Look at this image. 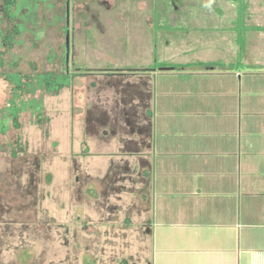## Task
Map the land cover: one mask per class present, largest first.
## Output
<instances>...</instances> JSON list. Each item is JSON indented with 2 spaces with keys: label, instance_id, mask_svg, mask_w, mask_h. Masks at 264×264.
Here are the masks:
<instances>
[{
  "label": "crops",
  "instance_id": "crops-1",
  "mask_svg": "<svg viewBox=\"0 0 264 264\" xmlns=\"http://www.w3.org/2000/svg\"><path fill=\"white\" fill-rule=\"evenodd\" d=\"M249 20H242L253 29H244L241 46L209 41L222 48L213 60L221 64L186 61L175 81L166 73L174 68L158 73L150 66L89 74L94 80L81 117H73V145L89 155V177L109 183L116 171L120 189L107 201L115 195L129 202L130 212L121 204L117 212L134 232L147 223L132 242L138 264H264V24ZM1 150L4 170L14 164L19 175L14 183L0 174V229L20 235L22 144L9 141ZM5 192L19 207L13 230ZM97 202L92 194L88 204Z\"/></svg>",
  "mask_w": 264,
  "mask_h": 264
},
{
  "label": "rangeland",
  "instance_id": "rangeland-1",
  "mask_svg": "<svg viewBox=\"0 0 264 264\" xmlns=\"http://www.w3.org/2000/svg\"><path fill=\"white\" fill-rule=\"evenodd\" d=\"M243 2L244 18L250 19L248 23L264 24V0ZM56 6L63 18L54 22L53 13L46 12L45 21L39 24L42 31L37 45L31 46V37L25 39L21 48L23 68L30 70L34 64L38 70H58L67 64L68 72L83 75L72 77L70 87L64 86L53 94L37 92L36 97L42 96L41 116L22 112L20 127L11 128L6 134L0 133V149L9 141L15 146L21 142L25 161L23 168H28V172L25 170L22 175L29 179L28 194L33 198L32 207L37 211L38 222L32 223L41 228L37 233L39 230L33 227L23 237H26L25 243L34 255L41 249L45 250L46 260L41 264H52L48 260L57 249V241L51 240L56 236L57 224L62 233L64 227H69L81 231L78 237H92L94 256L105 259L115 254L130 257L133 255L132 242L142 237L144 231L137 235L133 223V226L124 228L131 224L125 222L123 213L102 210L99 196L98 202L92 206L79 205L68 193V184H73L76 176L82 179L90 173L89 155L78 152L73 145V117H81L84 98L89 94L88 84L94 80V75L89 74L121 73L129 68L151 65H155L159 73L160 67L176 66L173 72L166 71L175 81L178 74H174L178 73L179 64L192 61L200 66H210L214 59L222 56V48H212V44L217 42L224 47L228 40L233 39L241 46L246 40V28L233 25L237 7L235 0H57ZM65 27L69 38L67 63L64 64L59 60L65 55ZM247 28L253 29L252 26ZM188 46H193V51L187 50ZM51 52L55 58L49 63L46 56ZM87 75L90 77H80ZM10 95L11 85L0 76V109L7 105ZM77 97L80 99L78 104ZM3 165L0 164V174L6 172L15 183L19 171L14 164L11 165L12 170H4ZM95 172L99 174V170ZM46 177L50 180L39 181ZM109 203H119L125 209L129 208V212L131 210L129 202H123L115 195L110 197ZM84 223L91 225V236L84 234ZM19 236L15 232L10 241L18 244ZM58 252L63 257L65 249L59 247Z\"/></svg>",
  "mask_w": 264,
  "mask_h": 264
},
{
  "label": "trees",
  "instance_id": "trees-1",
  "mask_svg": "<svg viewBox=\"0 0 264 264\" xmlns=\"http://www.w3.org/2000/svg\"><path fill=\"white\" fill-rule=\"evenodd\" d=\"M237 2L235 19L243 26L245 5L243 0ZM57 0H0V76L11 85V97L4 108L0 109V131L4 132L9 125L12 128L20 127L19 117L22 112L41 116L42 96L36 93L53 94L64 86H68L72 74L66 70V65L58 70H38L34 64L30 70L23 68L21 48L25 39H30L31 46L37 45L42 27L39 25L46 19V12H52L53 21L63 18L56 6ZM66 17V14H65ZM247 28V27H245ZM67 27H65V31ZM55 58L51 52L46 56L49 63ZM59 61L65 64V57ZM189 64V63H188ZM203 64V63H200ZM219 63L211 62L210 66ZM221 64V63H220ZM186 64H179L185 66ZM204 65H207L204 63ZM155 65H151L154 67ZM209 66V65H207ZM175 69L176 66H173Z\"/></svg>",
  "mask_w": 264,
  "mask_h": 264
},
{
  "label": "flooded vegetation",
  "instance_id": "flooded-vegetation-1",
  "mask_svg": "<svg viewBox=\"0 0 264 264\" xmlns=\"http://www.w3.org/2000/svg\"><path fill=\"white\" fill-rule=\"evenodd\" d=\"M66 20H68L67 16H66ZM66 31L68 32V30ZM65 41H66V34H65ZM67 48L65 46V55H64L65 63H67V57H68ZM66 70H68L67 64H66ZM11 128H12L11 125H9L8 129H6L4 132L0 131V133L6 134ZM26 171L28 172V168ZM116 177L117 176L115 171L111 179L112 182L107 183L104 179L92 178L89 177V175L87 174L82 179H80L79 176H76L74 179V183L68 184V189H69L68 193L71 199H74V202L79 205L81 204L87 205L89 203L90 196L92 194H95L97 195V197L99 196L101 197V199H103L102 202L99 201V204L102 207H104L109 211H117L121 208L120 205L118 203L107 204L108 201L106 196L107 193L114 192L120 189L118 184L116 185V181H115ZM28 180L29 179L27 178L26 184L24 186L23 192H24L25 201L21 207V213L25 217L22 220L21 229L23 232L20 234L21 238H19L18 244H14L10 240L11 238H13L15 232L13 231L7 232L0 229V264H41L42 261L46 260L44 257L45 250L41 249L38 254L34 255L33 250L30 247L28 248V245H26L25 243L26 237H23V233L27 236L28 231H30L31 228L37 227L36 231L39 230L37 231V233H40V228H41L39 227L38 224L32 223V221L37 223L38 219L36 217L37 211L35 210V208L32 207L33 198H29ZM42 180L48 181L50 179L48 177H46L45 179H39V181ZM8 193L9 192H5V194H3V199L5 200L4 209L6 210L7 213L12 215L9 223V225L11 226L8 227V229L13 230L14 224H12V221L15 220L16 215L19 213V207L15 203L14 200L15 196L14 195L9 196ZM126 221L127 220H125V222ZM41 226L42 229H44L43 223L41 224ZM49 227L50 226H47V228ZM83 228H84L83 229L84 234L87 235L89 234L91 236L92 230L89 227V225L84 223ZM55 229H56V236L53 237V239L51 240L53 242L57 241V247H56L57 249L56 251L53 252V257L48 260L49 262H52V264H76V262L77 264H138L135 258L133 257V255H130V257H123V256L120 257L118 256V254H115L109 259L94 256L91 247L92 237H86V236L78 237L77 234H79L81 231L69 227L66 228L64 227L65 230H63L62 233V231H60L59 224H57ZM143 229H144L143 231L147 230L146 222L143 223ZM137 235L139 234L137 233ZM59 247L65 249L63 257H60L59 255L58 252ZM22 252L26 254L23 255ZM4 260H5L4 263L1 262Z\"/></svg>",
  "mask_w": 264,
  "mask_h": 264
},
{
  "label": "water",
  "instance_id": "water-1",
  "mask_svg": "<svg viewBox=\"0 0 264 264\" xmlns=\"http://www.w3.org/2000/svg\"><path fill=\"white\" fill-rule=\"evenodd\" d=\"M66 47H67V45H68V32L66 33ZM161 69H172L173 67H160Z\"/></svg>",
  "mask_w": 264,
  "mask_h": 264
}]
</instances>
